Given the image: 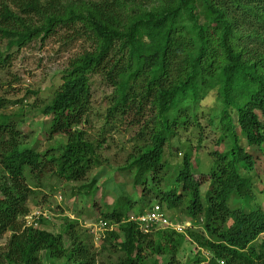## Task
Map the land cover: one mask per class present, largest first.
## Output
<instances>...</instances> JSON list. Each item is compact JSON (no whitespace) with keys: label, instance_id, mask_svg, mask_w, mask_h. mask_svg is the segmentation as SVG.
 I'll list each match as a JSON object with an SVG mask.
<instances>
[{"label":"trees","instance_id":"1","mask_svg":"<svg viewBox=\"0 0 264 264\" xmlns=\"http://www.w3.org/2000/svg\"><path fill=\"white\" fill-rule=\"evenodd\" d=\"M16 8L19 13L0 9V71L14 49L57 29L90 49L69 62L42 110L48 118L44 134L61 142L44 152L27 147L18 118L0 114V238L9 233L0 264H96L93 243L77 232V221L65 219L57 234L43 228L49 222L43 218L36 228L23 223L29 199L42 196L49 175L78 183L74 196L97 192L105 171L86 180L101 165L99 145L80 129L91 108L93 75L113 87L108 115L133 114L142 142L119 169L121 186L129 184L132 194L119 188L110 207L93 201L102 216L97 221L113 227L99 242L101 250L118 254L110 264H177L187 239L199 250L187 264H264V210L253 204L249 149L264 151V0H26ZM213 91L219 142L228 141L229 149L211 154L206 175L193 168L187 150L170 174L166 145ZM147 113L150 119L141 125ZM151 198L164 212H183L191 228L185 234L142 233L127 222L149 209Z\"/></svg>","mask_w":264,"mask_h":264},{"label":"rangeland","instance_id":"2","mask_svg":"<svg viewBox=\"0 0 264 264\" xmlns=\"http://www.w3.org/2000/svg\"><path fill=\"white\" fill-rule=\"evenodd\" d=\"M21 1L26 0H0V9L6 5L14 13H19L16 6ZM21 17L25 19L24 16ZM26 21L34 25L37 23L36 18H28ZM89 49V44L83 39H76L65 29H57L47 38L39 37L12 51L11 61L0 71V100L3 101L0 114L18 118L16 121L21 122L19 129L25 146H34L39 152H44L56 142H61L50 141L44 134L48 128V118L42 114V110L61 85V78L69 62ZM90 90L91 108L80 129L89 142L99 145L97 155L101 165L94 169L86 180L89 181L96 173L105 171L96 185L97 192L90 197L83 194L74 196L72 193L78 188V183H66L49 175L50 177L47 176L42 182V196L31 197L27 205L30 212L36 209L48 211L50 220L43 228L55 234L61 233L65 219L77 221V232L84 240L93 243V252L97 255L96 264H110L116 260L118 254H109L108 251L100 249L99 242L104 234L96 232L94 227L102 216L94 207L93 201L101 207H110L119 188L118 192L122 194H132L133 190L129 184L121 186L125 179L119 169L127 164L128 156L134 154L142 142L137 136L140 130L136 123L138 119L133 114H117L114 117L108 115L113 95L111 84L101 75H93L90 77ZM192 113L195 117L190 118L184 127H177L176 135L165 147L164 159L170 174L181 163L183 154L190 150L193 168L206 175L213 162L211 154L226 152L230 147L227 145L228 141L219 142V107L214 91L210 92L195 110H191V116ZM143 117L141 125L150 119L148 113ZM239 141L241 146H245L242 136ZM249 149L254 153L255 162V169L250 173L254 180L253 204L264 210V151ZM4 176L0 169V179ZM206 190L207 186L203 188L202 193ZM156 202L155 198H151L147 205ZM229 204L231 208L234 207L233 202ZM165 212L170 220L174 219L182 224L188 222L180 210L174 213L167 210ZM8 237L9 233H6L0 238V248ZM198 252L196 245L187 239L176 256L177 264L189 263Z\"/></svg>","mask_w":264,"mask_h":264},{"label":"built area","instance_id":"3","mask_svg":"<svg viewBox=\"0 0 264 264\" xmlns=\"http://www.w3.org/2000/svg\"><path fill=\"white\" fill-rule=\"evenodd\" d=\"M48 214V211H42L40 209L29 212L23 217L24 227H38V220L42 218L50 220ZM127 222L134 223L142 233H151L157 230H171L178 234H184L187 229L191 228L189 222L183 224L172 222L167 217L164 210L157 204H152L143 214L130 215ZM112 229V226H108L101 221L94 227V230L96 232H101V234H105V232L111 231Z\"/></svg>","mask_w":264,"mask_h":264},{"label":"clouds","instance_id":"4","mask_svg":"<svg viewBox=\"0 0 264 264\" xmlns=\"http://www.w3.org/2000/svg\"><path fill=\"white\" fill-rule=\"evenodd\" d=\"M190 223V222H189ZM220 264H223V263H220Z\"/></svg>","mask_w":264,"mask_h":264}]
</instances>
